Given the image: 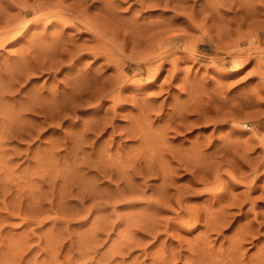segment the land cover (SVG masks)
<instances>
[{"label": "rangeland", "instance_id": "1", "mask_svg": "<svg viewBox=\"0 0 264 264\" xmlns=\"http://www.w3.org/2000/svg\"><path fill=\"white\" fill-rule=\"evenodd\" d=\"M35 1L17 0L0 17V30L19 25L20 35L0 47V82L24 64L27 72L0 100V264H264L260 1L86 0L102 38L72 26L76 12L58 0L36 10ZM91 73L99 83L75 107L68 91Z\"/></svg>", "mask_w": 264, "mask_h": 264}, {"label": "bare ground", "instance_id": "2", "mask_svg": "<svg viewBox=\"0 0 264 264\" xmlns=\"http://www.w3.org/2000/svg\"><path fill=\"white\" fill-rule=\"evenodd\" d=\"M4 1H5V0H4ZM6 1H7V0H6ZM10 1H12V0H10ZM38 1H39V3L36 4L37 7L34 8L35 10H36V8L39 9L40 7H41V9H42V7H43L42 4H44V7H45V4H46L47 2H48V3L51 2V0H43L44 2H41V3H40L41 0H38ZM54 1H55V0H54ZM64 1H65V0H64ZM161 1H162V0H134V3H136V2L139 3L140 8H142V7H145V6H146V7H151V6L159 5V3H160ZM164 1H165L166 4L169 3L168 0H164ZM230 1H231V0H230ZM239 1H240V0H239ZM242 1H243V0H241L240 2H242ZM246 1H247V0H246ZM259 1H260L261 5H255V6L252 5V6H253V7H252L253 10H254V9H255V10L259 9V6H260V8L264 9V0H259ZM0 2H1V1H0ZM14 2H15V1H13L12 3H14ZM35 2H37V0H36ZM62 2H63V0H58V1H56V4H57L59 7L65 8V10H66V9L69 10V12H70V11H75L76 14H77V15L75 16V17H76V18H75L76 20H72V22H71V21H68L69 23L71 22L70 24H71L72 26L75 25V24H76V25L80 24V25H82V26L84 27V29H82V30H81L82 27L80 28V31H81V32H83V33L85 32V33H86V31H87V32H88V31H91L93 34H95L94 36L97 37L96 34H99V37H101L100 35H102V34H100V33H98V32H101V30H104V29H103V28H99L100 24H102L101 22H99V20H97L98 18L96 17V16L99 15V14H97V15L95 16L96 20H95L94 18H91V16L89 17V16L87 15V13H88V12H87V11H88V6H87V7H86V6L83 7V5H86V4L84 3V2H86V0H72V4L68 2V3L70 4V6H67V7H64V6L62 5V4H63ZM70 2H71V1H70ZM146 2H150V3H149V4H145ZM183 2H184V0H183ZM211 2H212V1H211ZM215 2H216V1H215ZM217 2H218V1H217ZM224 2L227 3V1H224ZM248 2H249V1H248ZM250 2H251V1H250ZM250 2H249V4L251 5ZM256 2H258V1L255 0V3H254V4H256ZM1 3L3 4V2H1ZM1 3H0V4H1ZM6 3H7V2H6ZM6 3H4V4H6ZM12 3L9 2V0H8V3L6 4V6L4 5V7H3V6L1 5V8L3 7L2 9L0 8V17L2 16L1 18H4V17H5V18H6V17L8 18V16H7L8 14L5 16L6 11H7L6 9H7V8L10 9L11 7H13L14 5H13ZM15 3H17V0H16ZM64 3H65V2H64ZM68 3H67V5H68ZM209 3H210V2H209ZM222 3H223V1H222ZM222 3H221V4H222ZM232 3H233V2H232ZM232 3H231V6H232ZM234 3H235V1H234ZM252 3H253V2H252ZM65 4H66V3H65ZM103 4H104V3H103ZM214 4H215V3H214ZM235 4H236V3H235ZM238 4H240V3H238ZM243 4H244V1H243ZM258 4H259V3H258ZM17 5H18V4H17ZM19 5L21 6V4H19ZM25 5H27V4H25ZM32 5H33V4H32ZM32 5H28V6H32ZM57 5H56L55 7H57ZM91 5H93V3H92ZM91 5H90V6H91ZM100 5H101V4H100ZM217 5H220V4H217ZM217 5H215V6H217ZM241 5H242V4H241ZM241 5H240V6H241ZM245 5H247V2L245 3ZM51 6H53V5H51ZM51 6L49 5V7H51ZM103 6H104V5H103ZM105 6L107 7V10H108V11H111L112 8H111L110 1H109V4H108V3H105ZM105 6H104V7H105ZM186 6H187V5H186ZM190 6H191V5H190ZM190 6H189V7H190ZM210 6H211V4H210ZM212 6H213V5H212ZM215 6H214V7H215ZM248 6H249V5H248ZM248 6H244L245 8H244V7H243V8L246 9ZM15 7H17V6H15ZM15 7H13V8H15ZM46 7H47V6H46ZM91 7H92V6H91ZM106 7H105V8H106ZM112 7H113V5H112ZM223 7H224V6H223ZM22 8H25L24 4H23V7H22ZM57 8H58V7H57ZM57 8H56V9H57ZM101 8H103V7H100V9H101ZM105 8H104V9H105ZM113 8H114V7H113ZM239 8H240V7H239ZM248 8L250 9V6H249ZM58 9H60V8H58ZM214 9H216V8H214ZM228 9H229V8H228ZM236 9H237V8H236ZM249 9H248V10H249ZM262 9L259 10V12H260V11H264V10H262ZM5 10H6V11H5ZM35 10H34V11H35ZM90 10H91V9H90ZM105 10H106V9H105ZM112 10H114V9H112ZM246 10H247V9H246ZM248 10H247V11L244 10L245 13H246V12L248 13ZM4 11H5V12H4ZM43 11H44V10H43ZM43 11H42V12H43ZM61 11H64V10H63V9H62V10L60 9V12H61ZM102 11H103V10H102ZM214 11H216V10H214ZM214 11H212V12H214ZM217 11H218V10H217ZM249 11H250V10H249ZM42 12H40L39 14H41ZM57 12H58V11H57ZM75 12H74V13H75ZM92 12H93V11H92ZM3 13H4V15H3ZM47 13H48V12H47ZM54 13H55V12H54ZM74 13H72L71 16H73ZM113 13H116V12L114 11ZM245 13H244V14H245ZM249 13L252 14L253 11H252V12L250 11ZM255 13H257V12H255ZM52 14H53V13H52ZM52 14H51V15H52ZM58 14H59V12H58ZM58 14H57V15L55 14V16L53 15L54 18H57V21H56V19H54V18L52 17V18L54 19V22H55V21H56V22H59V20H58L59 16H60V17H63V16H64L63 13H62V15L59 14V16H58ZM92 14H94V12H93ZM215 14H216V13H215ZM41 15L44 16V14H41ZM41 15H39V16H41ZM105 15H106V14H105ZM253 15H254V14H253ZM39 16H38V17H39ZM47 16H48V15H47ZM49 16H50V15H49ZM56 16H57V17H56ZM69 16H70V15H69ZM115 16H116V15H115ZM209 16H210V15H209ZM214 16H215V15H214ZM245 16L247 17V15H245ZM248 16H249V15H248ZM250 16H251V15H250ZM36 17H37V15H36ZM36 17H35V19H36ZM73 17H74V16H73ZM92 17H93V16H92ZM117 17H118V16H117ZM243 17H244V16H242V18H243ZM252 17H254V16H252ZM252 17H249V18H252ZM1 18H0V20H1ZM52 18H51V19H52ZM63 18H64V17H63ZM67 18H68V16H67ZM69 18L72 19V17H69ZM240 18H241V17H240ZM244 18H245V17H244ZM33 19H34V18H33ZM39 19H41V17L38 18V20H39ZM48 19H50V18H48ZM64 19H65V18H64ZM71 19H70V20H71ZM112 19H113V18H112ZM117 19H119V18H117ZM135 19H136V18H135ZM204 19H205V18H204ZM60 20H62V19H60ZM113 20H114V19H113ZM132 20H133V19H132ZM132 20H131V21H132ZM223 20H224V19H223ZM243 20H244V19H243ZM256 20H257V18L255 19V21H256ZM1 21H2V20H1ZM3 21H4V20H3ZM9 21H10V20H9ZM15 21H17V20L15 19ZM64 21H65V20H64ZM64 21H63V22H64ZM100 21H101V19H100ZM119 21H120V20H119ZM129 21H130V20H129ZM196 21H197V20H196ZM196 21H195V22H196ZM232 21H233V20H232ZM245 21H246V19H245ZM11 22H12V19H11ZM60 22H61V21H60ZM63 22H62V23H63ZM68 22H65V23L68 24ZM102 22H104V21H102ZM117 22H118V20H117ZM127 22H128V21H127ZM133 22H134V21H133ZM193 22H194V21H193ZM241 22H242V21H241ZM241 22H240V23H241ZM249 22H251V21H249ZM13 23H15V22L13 21ZM16 23H17V22H16ZM131 23H132V22H131ZM50 24H51V23H50ZM103 24H104V23H103ZM135 24H136V23H135ZM196 24H198V23H196ZM235 24H236V23H235ZM238 24H239V23H238ZM251 24H252V23H251ZM256 24H257V23H256ZM17 25H18V24H17ZM56 25H57V24H56ZM63 25H64V24H63ZM128 25H130V24H128ZM132 25H134V24L132 23ZM136 25H137V24H136ZM141 25H142V24H141ZM194 25H195V24H194ZM204 25H205V24H204ZM223 25H224V24H223ZM228 25H229V24H228ZM239 25H240V24H239ZM0 26H3V25L0 24ZM7 26H8V25H5V27H3V28L0 30V47H3L5 44L7 45V44H9V43L14 42V41L17 40L18 37L20 36V35L17 36L19 33L16 32L17 34H16V33L14 34V32H13V30L16 29L19 25H18V26H16V25L14 26V24H13L14 27H13L12 25H10V26H11L10 28H6ZM21 26H22V25H21ZM66 26H68V25H66ZM69 26H70V25H69ZM101 26H102V25H101ZM103 26L105 27L106 25L104 24ZM124 26H125V25H124ZM196 26H198V25H196ZM199 26H200V25H199ZM234 26H236V25H234ZM247 26H248V25H247ZM250 26H251V25H250ZM8 27H9V26H8ZM203 27H205V26H203ZM223 27H225V26H223ZM226 27H229V26H226ZM237 27H239V26H237ZM253 27H254V26H253ZM75 28H76V27H75ZM77 28H78V27H77ZM98 28H99V29H98ZM127 28H128V27H126V29H127ZM143 28H144V27H143ZM195 28H196V27H195ZM197 28H199V27H197ZM100 29H101V30H100ZM126 29H125V30H126ZM128 29H129V28H128ZM130 29H131V28H130ZM150 29H151V28H150ZM248 29H251V28H248ZM76 30H77V29H76ZM78 30H79V28H78ZM139 30H141V29H139ZM239 30H240V29H239ZM14 31H15V30H14ZM112 31H113V30H112ZM205 31H206V30H205ZM227 31H228V30H227ZM236 31H238V30H236ZM115 32H116V30H115ZM115 32H114V33H115ZM126 32H127V31H126ZM206 32H207V31H206ZM239 32H240V31H239ZM247 32H248V31H247ZM250 32H251V31H250ZM256 32H257V31H256ZM83 33H82V34H83ZM85 33H84V34H85ZM88 33H90V32H88ZM59 34H61V33H59ZM105 34H106V33H105ZM111 34H112V33H111ZM133 34H134V33H133ZM79 35H80V34H79ZM115 35H116V34H115ZM140 35H141V34H140ZM246 35H247V34H246ZM249 35H251V34H249ZM249 35H248V36H249ZM59 36H61V35H59ZM107 36H108V35H107ZM109 36H110V35H109ZM109 36H108V37H109ZM117 36H118V35H117ZM134 36H135V35H134ZM137 36H138V35H137ZM66 37H67V36H66ZM110 37H111V36H110ZM114 37H115V36H114ZM135 37H136V36H135ZM138 37H139V36H138ZM141 37H142V36H141ZM141 37L138 38V39H141ZM238 37H239V36H238ZM57 38H58V37L56 36V39H57ZM60 38H61V37H60ZM68 38H69V37H68ZM92 38H93V37H92ZM101 38H102V37H101ZM104 38H105V37H104ZM133 38H134V37H133ZM220 38H221V36H220ZM248 38H249V37H248ZM252 38H253V37H252ZM41 39H42V38H41ZM93 39H95V38H93ZM135 39H136V38H135ZM148 39H149V38H148ZM152 39H155V38H152ZM156 39H157V37H156ZM237 39H238V38H237ZM37 40H38V39H37ZM43 40H44V39H43ZM52 40H53V38H52ZM52 40H51V41H52ZM54 40H55V39H54ZM58 40H59V39H58ZM63 40H64V39H63ZM70 40H71V38H70ZM70 40L67 39V41H70ZM97 40H98V39H97ZM97 40H96V41H97ZM142 40H143V39H142ZM145 40H146V39H145ZM150 40H151V39H150ZM31 41H32V40H31ZM56 41H57V40H56ZM65 41H66V40H65ZM82 41H84V39H83ZM88 41H89V40H88ZM121 41H123V40H121ZM137 41H139V40H136V42H137ZM252 41H253V40H252ZM37 42H38V41H37ZM37 42H36V43H37ZM39 42H40V41H39ZM60 42H62V41H60ZM60 42H58V43H59V44H58L59 46H60ZM70 42H71L70 45H71V44H72V45L74 44V40H73V41L71 40ZM72 42H73V43H72ZM84 42H86V41H84ZM94 42H95V40H94ZM98 42H99V41H98ZM98 42H97V43H98ZM139 42H140V41H139ZM141 42H142V41H141ZM143 42H145V41H143ZM143 42H142V43H143ZM146 42H147V41H146ZM151 42H152V41H151ZM239 42H240V41H239ZM33 43H34V42H33ZM51 43H52V42H51ZM56 43H57V42H56ZM68 43H69V42H67V43H63V44L65 45V44H68ZM27 44H28V43H27ZM40 44H41V42H40ZM52 44H54V43H52ZM52 44H51V45H52ZM61 44H62V43H61ZM63 44H62V45H63ZM76 44H77V43H76ZM85 44H87V43H85ZM85 44L83 43V44H81V45H85ZM100 44H101V43H100ZM113 44H114V43H113ZM31 45H32V44H31ZM43 45H44V44H43ZM43 45L41 44V46H43ZM49 45H50V44H49ZM70 45H68V46H70ZM79 45H80V44H79ZM98 45H99V44H98ZM146 45H147V43H146ZM148 45H149V44H148ZM250 45H252V44H250ZM32 46H33V45H32ZM32 46H31V48H32ZM34 46H35V45H34ZM37 46H38V45H37ZM52 46H53V45H52ZM54 46H56V45L54 44ZM54 46H53V47H54ZM85 46H86V45H85ZM96 46H97V45H96ZM151 46H152V45H151ZM151 46H150V47H151ZM258 46H259V45H258ZM26 47H27V46H25V48H26ZM28 47H29V46H28ZM35 47H36V46H35ZM35 47H34V48H35ZM43 47H44V46H43ZM61 47H62V50H64V49L67 47V45H66V47H65V46H61ZM61 47H60V48H61ZM63 47H64V48H63ZM71 47H72V46H71ZM71 47H70V52H71V49H73V50L76 49V48H74V47H76V46H74V45H73V48H71ZM77 47H78V46H77ZM87 47H88V46H87ZM90 47H91V46H90ZM146 47H147V46H146ZM148 47H149V46H148ZM148 47H147V48H148ZM34 48H32V49H34ZM37 48H38V47H37ZM80 48H82V47L80 46ZM80 48H77V49H80ZM22 49H23V48H22ZM28 49H29V48H28ZM28 49H26V51H27ZM35 49H36V48H35ZM38 49H40V50H39V52H40V51H41V48L39 47ZM50 49H51V50H54L53 48H50ZM50 49H49L48 52H50ZM67 49H69V48H66L65 50H67ZM87 49H88V48H87ZM150 49H151V48H150ZM62 50H61V52L64 53L65 50H64V51H62ZM117 50H118V49H117ZM20 51H21V50H20ZM23 51H24V53L26 52L24 49H23ZM29 51H31V50H29ZM35 51H36V53L38 52V50H35ZM35 51H34V52L32 51L33 54L35 53ZM42 51H43V50H42ZM42 51H41V52H42ZM78 51L80 52L81 50H78ZM87 51H88V50H87ZM106 51H108V50H106ZM39 52H38V53H39ZM43 52H44V51H43ZM43 52H42V54H43ZM48 52H47V54H49ZM57 52H58V51L54 52V53H55L54 56H56V53H57ZM59 52H60V50H59ZM59 52H58V53H59ZM61 52H60V53H61ZM67 52L69 53V50H67ZM72 52H73V51H72ZM85 52H86V51H85ZM93 52H94V51H93ZM98 52H99V51H98ZM133 52H134V51H133ZM19 53H20V52H19ZM24 53H23V54H24ZM36 53H35V55H36ZM51 53H52V52H51ZM51 53H50V55L52 56V58L57 59V56L54 57L53 54H51ZM68 53H65L64 56L66 57V56H67L66 54H68ZM94 53H95V52H94ZM96 53H97V52H96ZM146 53H147V52H146ZM74 54H75V53H74ZM78 54H79V53H78ZM88 54H89V53H88ZM102 54L104 55V53H102ZM140 54H141V53H140ZM144 54H145V53H144ZM20 55H21V54H20ZM31 55H32V54H31ZM50 55H49V56H50ZM72 55H73V54H72ZM83 55H84V54H83ZM83 55H82V56H83ZM97 55H98V54H97ZM108 55H109V54H108ZM148 55H149V54H148ZM23 56H24V55H23ZM40 56H41V55H40ZM47 56H48V55H47ZM51 56H50V57H51ZM73 56L75 57V55H73ZM94 56H95V55H94ZM99 56H100V55H99ZM101 56H102V55H101ZM145 56H146V54H145ZM20 57H21V56H20ZM32 57H34V56L32 55ZM35 57H36V56H35ZM35 57H34V59H36L38 56H37L36 58H35ZM50 57H48V58L45 57V59H49ZM61 57H62V54H61ZM65 57H64V58H65ZM67 57H69V56H67ZM70 57H72V56H70ZM74 57H73V59H74ZM79 57H80V56H79ZM102 57H103V56H102ZM107 57H108V56H107ZM140 57H141V60H144V59H142L143 56H140ZM23 58H25V57H23ZM26 58H27V57H26ZM26 58H25V59H26ZM59 58H60V55H59ZM109 58H112V57H109ZM143 58H144V57H143ZM145 58L147 59V57H145ZM25 59H24V60H25ZM69 59H70V58H69ZM69 59H68V60H69ZM73 59H72V60H73ZM77 59H78V58H77ZM77 59H75V60H77ZM79 59H80V58H79ZM138 59H139V58H138ZM29 60H31V59H29ZM32 60H33V59H32ZM36 60H39V59H36ZM40 60H41V59H40ZM42 60H44V59L42 58ZM58 60H59V59H58ZM60 60H62V59H60ZM112 60H113V58H112ZM136 60H137V59H136ZM141 60H140V61H141ZM21 61H22V60H21ZM48 61H52L51 58H50V60H48ZM70 61H71V60H70ZM77 61H79V60H77ZM146 61H147V60H146ZM42 62H43V61H42ZM46 62H47V61H46ZM53 62H54V61H53ZM56 62H57V61H56ZM75 62H76V61H75ZM114 62H115V61H114ZM26 63H28V62H26ZM29 63H31V62H29ZM38 63H40V61H38ZM60 63H61V62H60ZM138 63H141V62H138ZM22 64H23V63H22ZM32 64H33V63H32ZM35 64H36V63H35ZM57 64H58V63H57ZM112 64H113V63H112ZM116 64H117V62H116ZM42 65H44V62H43ZM52 65H53V64H52ZM11 66H12V65H11ZM29 66H31V64H29ZM35 66H38V65L36 64ZM49 66H50V64H49ZM53 66H54V65H53ZM57 66H58V65H57ZM117 66H119V65H117ZM117 66H116V67H117ZM14 67H15V65H14ZM14 67H13V68H14ZM44 67H45V66H44ZM19 68H20V71H21L22 66L19 67ZM24 68H25V64H24L23 69H24ZM26 68H27V67H26ZM29 68H31L32 70H31V69H29L30 71H29L28 69H26V70H28V73L30 72L31 74H33V73H37V72L40 71V67H39V68H36V69L33 67L34 70H33L32 67H29ZM41 68H42V66H41ZM51 68H52V66H51ZM51 68H50V67L48 68V66H47V69H48V70L51 69ZM56 68H57V67H56ZM147 68H148V67H147ZM14 69H15V68H14ZM17 69H18V68H17ZM23 69H22V70H23ZM10 70H11V69H10ZM10 70H9V72H11ZM18 70H19V69H18ZM24 70H25V69H24ZM24 70H23V72H24ZM43 70H44V69H42L41 71H43ZM6 71H7V70H6ZM13 71H14V70H13ZM20 71H19V72L16 71L17 73H13V75H11L12 73L10 74L9 72H6V73H9V75L7 74V75H8V78L5 77L6 74L4 75L5 79H6V78L8 79V80L6 81L7 83H5V84H4V83L1 84L2 81L0 82V84H1V85H0V88H1V89H0V100H1L2 98H4V96L6 97L5 94H7V93H10V94H11L12 92H14V91L16 92V91H17V88H16V86H18V83H17V82L19 81V83H20V80H19V79L22 77V71H21V72H20ZM35 71H36V72H35ZM41 71H40V72H41ZM98 71H99V70H98ZM119 71H121V70H119ZM25 72H26V71H25ZM25 72L23 73V77H25ZM45 72H46V71H45ZM81 72H82V71H81ZM90 72H91V71H90ZM140 72H141V71H140ZM26 73H27V72H26ZM41 73H42V72H41ZM93 73H94V72H93ZM93 73H91L92 75H94V77L92 76L93 79L90 78V76H89V75H91V74H89V75H85V77L89 76V79H90L91 81H89L88 79L85 80V79H83L84 76H83V77L81 76L82 79H81L80 77H78V78H80V79H79V82H77V81L75 80V82H77V83H75V84L72 83V84H73V87H72V89L70 88L71 91H68V94H70V92H71V94H70L69 96H71L72 103H73V101H74V103H75V107L78 106V105H77L78 103L75 102V101H80V102H82L83 100H85V99H83V96H84V95L86 96V91H87L88 88H89L88 85H90L89 83H90V82H91V84H92V83H99V82H97V81H98V78H96V77H95V74H93ZM122 73H124V72L122 71ZM83 74H84V70H83V72H82V75H83ZM117 74H118V73H117ZM117 74H116V75H117ZM119 74H120V73H119ZM146 74H147V77H149L148 82H151V81L154 80L155 72H153V69H152V68H151V69H150V68L146 69ZM0 75H1V74H0ZM33 75H34V74H33ZM262 75H264V74H262ZM26 76H27V74H26ZM78 76H79V75H78ZM97 76H98V75H97ZM100 76H101V75H100ZM126 76H127V75H126ZM23 77H22V78H23ZM85 77H84V78H85ZM101 77H102V76H101ZM117 77H118V76H117ZM120 77H121V76H120ZM68 78H69V77H68ZM0 79H1V77H0ZM25 79H26V78H25ZM25 79H24V80H25ZM76 79H77V78H76ZM118 79H119V80H118ZM120 79H121V78H117L116 83H120V82L122 83L123 80L121 81ZM123 79H125V78H123ZM80 80H82V82H83V80H85V81H84L83 83H80ZM66 81H67V80H66ZM118 81H120V82H118ZM4 82H5V81H4ZM72 82H74V80H72ZM110 82H111L112 87H113V82H114V81H113V80H109V83H110ZM87 83H88V84H87ZM103 83H104V82H103ZM66 84H67V83H66ZM64 85H65V84H64ZM67 85H68V84H67ZM96 85L98 86V84H96ZM104 85H105V84H104ZM106 85H107V83H106ZM109 85H110V84H108V86H109ZM87 86H88V87H87ZM91 86H92V85H91ZM97 86H96V87H97ZM63 87H64V86H63ZM67 87H68V86H67ZM70 87H71V86H70ZM100 87H101V86H100ZM102 87H103V86H102ZM105 87H106V86H105ZM110 87H111V85L109 86V88H110ZM118 87H119V86H118ZM90 88H94V86H93V87H90ZM64 90H65V89H64ZM67 90H69V89H67ZM89 90H91V89H89ZM114 90H116V89H114ZM104 91H105V90H104ZM51 92H52V91H51ZM34 93H36V92H34ZM65 93H67V92H65ZM90 93H91V92H90ZM99 93H100V92H99ZM37 94H38V91H37ZM53 94H54V93H53ZM59 94H60V93H59ZM93 94H94V93H93ZM110 94H111V93H110ZM113 94H114V93H113ZM113 94H112V95H113ZM116 94H117V92H116ZM32 95H33V91H32ZM54 95H55V94H54ZM56 95H57V94H56ZM10 96H11V95H10ZM52 96H53V95H52ZM64 96H65V95H64ZM97 96H98V95H97ZM118 96H119V95H118ZM29 97H31V96H29ZM34 97H35V96H34ZM37 97H38V96H37ZM37 97H36V98H37ZM43 97H45V96H43ZM46 97H47V96H46ZM66 97H67V96H66ZM92 97H93V96H92ZM105 97H106V96H105ZM107 97H108V95H107ZM110 97H111V96H110ZM113 97H114V95H113ZM41 98H42V97H41ZM53 98H54V97H53ZM64 98H65V97H64ZM67 98H68V97H67ZM116 98H117V95H116ZM4 99H5V98H4ZM4 99H3V100H4ZM20 99H21V98H20ZM27 99H28V98H27ZM39 99H40V98H39ZM45 99H46V98H45ZM51 99H52V98L50 97V100H51ZM54 99H56V98H54ZM61 99H63V97H62ZM86 99H87V98H86ZM90 99H91V98H90ZM96 99H97V98H94L93 100H96ZM98 99H99V98H98ZM98 99H97V100H98ZM106 99H107V98H106ZM113 99H114V98H113ZM37 100H38V98H37ZM58 100H59V99H58ZM17 101H18V99H17ZM35 101H36V100H35ZM39 101H40V100H39ZM41 101H42V100H41ZM47 101H48V99H47ZM54 101H55V100H54ZM65 101H67V99L64 100V102H65ZM88 101H89V99H88ZM88 101L86 100V102H88ZM91 101H92V100H91ZM98 101H99V100H98ZM1 102L3 103L2 100H1ZM1 102H0V103H1ZM43 102H44V100H43ZM52 102H53V100H52ZM55 102H56V101H55ZM62 102H63V100H62ZM62 102H61V104H62ZM80 102H79V103H80ZM83 102H84V101H83ZM83 102H82V103H83ZM19 103H20V102H19ZM36 103H37V102H36ZM44 103H45V102H44ZM48 103H49V106H51V105H50V104H51L50 101H48ZM53 103H54V102H53ZM56 103H57V102H56ZM66 103H67V102H66ZM72 103H71V101H70V104H72ZM82 103H81V104H82ZM21 104H22V103H21ZM26 104H27V103H26ZM57 104H58V103H57ZM57 104L55 105V106H56V107H55L56 109H57ZM81 104H80V105H81ZM85 104H86V103H85ZM58 105H59V104H58ZM67 105H68V104H67ZM72 105H73V104H72ZM72 105H71V106H72ZM76 105H77V106H76ZM83 105H84V104H83ZM1 106H2V105H1ZM5 106H6V105H5ZM19 106H20V108H21V105H19ZM23 106H24V105H23ZM42 106H43V104H42ZM46 106H47V108H48V104H46ZM46 106L44 105L43 107L46 108ZM53 106H54V104H53ZM61 106H62V105H61ZM63 106H64V105H63ZM63 106H62V107H63ZM98 106H99V105H98ZM24 107H26V105H25ZM51 107H52V106H51ZM75 107H72L71 109H74ZM79 107H80V106H79ZM2 108H4V104H3ZM20 108H19V109H20ZM29 108H30V110H31L32 112H35V110H38V109H36V108L33 107V106H29ZM38 108L40 109V107H38ZM41 108H42V107H41ZM45 108H44V109H45ZM56 109H55V110H56ZM1 110H2V109H1ZM21 110H22V109H21ZM45 110H46V109H45ZM57 110H59V109H57ZM60 110H62V109H60ZM65 110H66V109H65ZM4 111H5V110H4ZM17 111H18V110H17ZM19 111H20V110H19ZM22 111H25V109H23ZM38 111H40V110H38ZM47 111H48V110H47ZM69 111H70V110H69ZM7 112H8V111H7ZM45 112H46V111H44V113H45ZM60 112H61V111H60ZM5 113H6V112H5ZM18 113H19V112H18ZM18 113H17V114H18ZM50 113H51V112H50ZM50 113H49V114H50ZM58 113H59V112H58ZM53 114H54V113H53ZM59 114H60V113H59ZM59 114H57V115H59ZM44 115H45V114H44ZM46 115H47V114H46ZM51 115H52V114H51ZM180 115H181V114H180ZM10 116H11V115H10ZM20 116H21V113H20ZM14 117H15V116H14ZM21 117H22V116H21ZM47 117H48V116H47ZM49 117H51V116H49ZM58 117H59V116H58ZM58 117H57V118H58ZM17 118H18V117H17ZM17 118H16L15 120H17ZM23 118H24V117H23ZM54 118H55V116H54ZM54 118H53V120H54ZM181 118H182V117H181ZM179 119H180V118H179ZM182 119H183V118H182ZM182 119H180V120H182ZM6 120H7V118H6ZM50 120H52V118H51ZM3 121H4V120H3ZM7 121H8V120H7ZM9 121H10V120H9ZM19 121H20V120H18V122H19ZM58 121H59V120H58ZM58 121H57V122H58ZM1 123H2V122H1ZM20 123H21V122H19V123H17V124H20ZM59 123H60V121H59ZM2 124H3V123H2ZM7 124L9 125L10 123H7ZM96 124H97V123H96ZM139 124H140V123H139ZM4 125H5V122H4ZM21 125H22V124H21ZM49 125H50V124H49ZM53 125H54V124H53ZM92 125H93V124H92ZM137 125H138V124H137ZM2 126H3V125H2ZM6 126H7V125H6ZM9 126H10V125H9ZM22 126H23V125H22ZM4 127H5V126H4ZM136 127H137V126H136ZM131 132H132V131H131ZM133 132L135 133V131H133ZM137 133H138V132H137ZM139 133H140V132H139ZM132 135H134V134H132ZM135 135H136V134H135ZM138 136H140V135H138ZM140 138H141V137H140ZM181 163H182V162H181ZM147 165H150V164H147ZM182 166H183V165H182ZM147 167H148V166H147ZM179 167H180V166H179ZM150 168H151V167H150ZM144 169H145V168H144ZM228 174L231 175L232 172H231V173L229 172ZM233 176H234V175H233ZM233 178H234V177H233ZM234 179H235V178H234ZM249 188H250V186H249ZM179 206H180V203H179Z\"/></svg>", "mask_w": 264, "mask_h": 264}]
</instances>
